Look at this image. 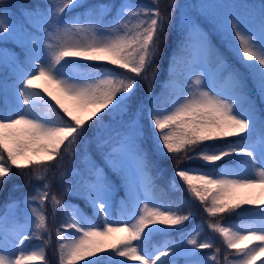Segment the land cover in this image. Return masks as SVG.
<instances>
[{
    "label": "snow or ice",
    "instance_id": "obj_1",
    "mask_svg": "<svg viewBox=\"0 0 264 264\" xmlns=\"http://www.w3.org/2000/svg\"><path fill=\"white\" fill-rule=\"evenodd\" d=\"M184 8L168 87L157 94L167 34ZM0 43L19 49L0 48V190L13 169L26 186L42 182L5 203L0 264H49V212L53 224L63 214L58 264H264V0L258 9L221 0H0ZM169 158V187L187 199L157 194ZM63 196L83 200L91 215ZM189 200L207 214L223 260L215 237L201 238L205 222L185 231L195 215L184 210ZM233 213L241 222L223 221Z\"/></svg>",
    "mask_w": 264,
    "mask_h": 264
},
{
    "label": "trees",
    "instance_id": "obj_2",
    "mask_svg": "<svg viewBox=\"0 0 264 264\" xmlns=\"http://www.w3.org/2000/svg\"><path fill=\"white\" fill-rule=\"evenodd\" d=\"M223 2L226 3H235V4H241V5H248V6H252L255 5L256 8H259L260 3L262 2V0H221ZM6 2L8 4H19V3H43V0H6ZM90 3H96L97 0H89ZM136 2H149V0H136ZM169 2V0H162V4L163 5H167ZM176 2L180 5H184L186 3V5H192V4H196L199 3L200 0H176ZM168 11L170 12L171 9H168ZM68 15H72V13H68ZM180 18H181V9L177 10V13L175 14V19H174V27L172 29H170L168 35V39H167V43L166 46L164 48V52L165 55L161 58V62H160V72L157 75V78L155 80L154 83V91L157 94H163V89L167 88V78H168V67H169V62L171 60L176 59V52L177 49L180 47L181 45V40H180V36L182 34V28H183V23L180 22ZM214 43H217V45L219 46V40L214 38ZM167 44H171V48H169L167 46ZM0 45H2L5 48L13 49L15 48V44L14 43H8L7 45H4L3 43H0ZM16 51H19L18 48H15ZM230 59H232L230 57ZM7 74L11 75V72H9V69L7 70ZM5 77V70L3 68L0 69V80L4 79ZM142 92H147L146 88H142L141 89ZM0 95H2V93H0ZM105 123H109V118L106 117L105 118ZM73 165L69 162V161H65V167L66 168H71ZM76 167H82L81 162H80V153L79 151L76 154V160H75V165ZM162 166L166 169L165 173H164V177L163 179L158 181V188H157V194L163 196L165 199H177L178 197L184 196L187 199V196L185 193H182L181 191H172L171 188L169 187V181L171 180V171H172V159H166L162 162ZM187 164L181 165V167H187ZM106 171H108L107 169H105ZM109 176L116 180V177L112 175L111 172L108 173ZM27 179V176H21L19 175L18 171L16 169H13L12 175L10 180L8 181V183L4 186V188L2 190H0V215H2L5 211V203L9 200V199H17V200H22V198L24 197L25 194H35L34 193V189L39 186L40 181H36V180H32L30 184H28L27 186L25 185V180ZM73 177L69 174L68 175V180H72ZM117 183H119V181H117ZM177 184L182 188V185H180V181L177 179ZM18 186V187H17ZM121 187H119L118 193H121ZM161 189L163 191H161ZM52 192H55L57 194H60V185L58 181H53L52 184V188H51ZM63 199L65 200H70L72 201L74 204L77 203L79 204V206L89 215H91V209L84 203L83 200L80 199H74L72 196H63ZM189 208H191L195 215L193 217V219L189 222H186V228L185 231H188L189 229H191L195 224H197L198 222H205L204 224V231L202 233V237L204 236H213L215 237V242H216V246L221 248V256L223 257L224 255V248L223 245L220 242L219 237L217 236V234L212 233L208 228H207V221H208V216L207 214L202 210V207L199 205L198 202H192L189 200L188 203H186L184 205V210L188 211ZM21 217V221H22V216ZM216 219H220V218H216ZM223 221H235V222H241V217L237 216L235 213L233 214H226L223 218ZM63 220V214H59L56 218L55 224L52 223V216L51 213L49 212V227L50 229L53 230V239H52V244L51 246L46 249V257L47 260L49 261V264H58V258L55 255L56 252V243H55V234H54V230L55 227L59 226V224L62 222ZM179 236L180 233L177 232H173L170 234V238L175 239L177 242L179 241ZM164 238L157 236L154 237L153 242L156 243L158 241H162ZM214 249H205L203 253H201L202 255L205 253H209L211 251H213ZM163 259V258H162ZM221 259V258H220ZM259 263V260L257 261V264ZM105 264H107V259L105 258ZM179 264H184L183 262V258L180 259Z\"/></svg>",
    "mask_w": 264,
    "mask_h": 264
},
{
    "label": "rangeland",
    "instance_id": "obj_3",
    "mask_svg": "<svg viewBox=\"0 0 264 264\" xmlns=\"http://www.w3.org/2000/svg\"><path fill=\"white\" fill-rule=\"evenodd\" d=\"M221 2H223V1H221ZM143 3H146V2H143ZM224 3H226V2H224ZM184 5H186V3H185ZM186 11H187V8L181 9V18H180V22H181V23H182V14H183L184 12H186ZM0 48H5V47H3L2 45H0ZM5 49H6V50H9L8 48H5ZM0 69H1V68H0ZM180 70H181V69L178 68V69H177V72L179 73ZM9 72H11L10 69H9ZM121 190H122L121 193H118V190H117V192H116V194H115V196H116V202H117V207H118V205H119V201H120L121 197H123L124 194H125V189H124V187H122ZM75 204H77V203H75ZM23 210H24V205L21 204V205H20V209L18 210V216H23ZM21 222H23V221H21ZM37 243H39V241H35V240H33V241L30 242L29 246H31V245H35V244H37ZM220 258H221V260H223V257H220ZM258 264H259V263H258Z\"/></svg>",
    "mask_w": 264,
    "mask_h": 264
}]
</instances>
